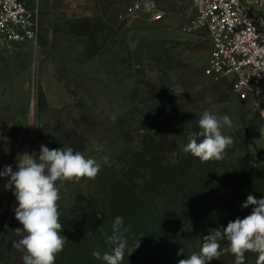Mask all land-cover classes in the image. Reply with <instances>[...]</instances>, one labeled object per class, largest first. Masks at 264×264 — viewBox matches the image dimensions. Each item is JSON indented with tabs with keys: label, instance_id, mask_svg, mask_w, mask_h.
Returning <instances> with one entry per match:
<instances>
[{
	"label": "rangeland",
	"instance_id": "obj_1",
	"mask_svg": "<svg viewBox=\"0 0 264 264\" xmlns=\"http://www.w3.org/2000/svg\"><path fill=\"white\" fill-rule=\"evenodd\" d=\"M133 2L96 37L41 35L38 44L0 48V171H15L41 144L102 165L94 180L57 182L68 242L55 264H106L93 252H111L105 234L117 216L131 228L129 249L139 241L123 264H178L213 229L250 215L253 206L241 207L248 195L264 198V95L241 100L228 79L205 75L211 45L205 30H189L191 0H144L138 17ZM155 9L166 14L155 19ZM205 110L233 121L222 131L234 144L220 161L182 150ZM8 179L0 177V264H23L12 246L22 225ZM245 264H257V254L247 252Z\"/></svg>",
	"mask_w": 264,
	"mask_h": 264
},
{
	"label": "clouds",
	"instance_id": "obj_2",
	"mask_svg": "<svg viewBox=\"0 0 264 264\" xmlns=\"http://www.w3.org/2000/svg\"><path fill=\"white\" fill-rule=\"evenodd\" d=\"M200 131L189 136L187 144L182 146L185 153L198 158L201 163L220 161L234 144L231 136L223 134V128H231L233 121L229 115L218 116L205 110L198 121ZM202 137V139H199ZM104 156L103 162L108 163ZM101 163L72 147L49 149L41 144L39 153L24 152L17 159L16 170L5 165L0 177H10L5 184L6 190H12L18 206L13 211L15 219L22 225L15 229L20 238L12 241L13 249L22 254L23 264H55L57 256L64 250L67 237L62 235L60 222L61 199L57 182L75 181L87 178L94 180L101 171ZM253 206L251 214L243 219L237 217L229 221L226 227L213 229L203 237L198 253H192L178 264H209L221 256L231 254L234 264H245V254H257V264H264V198L256 199L248 195L242 208ZM112 234L106 235V242L112 246L111 252L102 256L94 251L97 260L106 264H123L125 254L130 255L139 247V241L129 249L125 233L131 230L124 226L123 217L117 216L112 222ZM221 241L226 242L221 247ZM181 249L177 254L180 255Z\"/></svg>",
	"mask_w": 264,
	"mask_h": 264
},
{
	"label": "built area",
	"instance_id": "obj_3",
	"mask_svg": "<svg viewBox=\"0 0 264 264\" xmlns=\"http://www.w3.org/2000/svg\"><path fill=\"white\" fill-rule=\"evenodd\" d=\"M196 15L189 30H205L210 55L205 75L228 79L244 101L264 95V0H191ZM142 0H134L129 14L141 15ZM166 14L154 10L157 19ZM41 35L40 0H0V48L8 51L24 43L38 44Z\"/></svg>",
	"mask_w": 264,
	"mask_h": 264
},
{
	"label": "crops",
	"instance_id": "obj_4",
	"mask_svg": "<svg viewBox=\"0 0 264 264\" xmlns=\"http://www.w3.org/2000/svg\"><path fill=\"white\" fill-rule=\"evenodd\" d=\"M130 0H40L41 35L96 37L103 25L123 16ZM144 3V0H142ZM33 6L34 0H27ZM40 35V36H41Z\"/></svg>",
	"mask_w": 264,
	"mask_h": 264
},
{
	"label": "trees",
	"instance_id": "obj_5",
	"mask_svg": "<svg viewBox=\"0 0 264 264\" xmlns=\"http://www.w3.org/2000/svg\"><path fill=\"white\" fill-rule=\"evenodd\" d=\"M162 244L164 245L163 241H160V243L157 245L158 246L157 248L159 250H162V248H163V245Z\"/></svg>",
	"mask_w": 264,
	"mask_h": 264
}]
</instances>
